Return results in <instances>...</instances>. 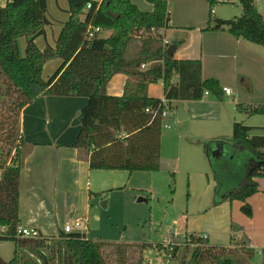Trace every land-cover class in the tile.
Segmentation results:
<instances>
[{
	"label": "trees",
	"instance_id": "16d2710c",
	"mask_svg": "<svg viewBox=\"0 0 264 264\" xmlns=\"http://www.w3.org/2000/svg\"><path fill=\"white\" fill-rule=\"evenodd\" d=\"M146 1L153 6L151 12L140 11L130 0H100L99 3L68 0L69 17L63 23L55 47L47 46L44 50L36 46L34 39L43 35L45 26L50 24L46 0H10L0 6V228L5 229L0 233V240L15 244L8 264H31L32 260L19 250L24 247L42 264H48L50 259L43 249L53 240H57L54 251L57 264H143V243L93 240L77 231H60L57 236L41 235L38 239L20 238L15 234L20 225L19 182L25 156L19 114L25 105L41 95L85 97L87 102L81 110L80 128L72 146L88 152L90 168L157 172L162 167L161 126L174 114L161 116L162 99L149 97L148 86L162 81L163 99L170 111L174 101H196L208 93L217 96L223 93L217 79H202L200 60H180L168 55L163 36L155 32L168 26V3L166 0ZM207 1L211 8L218 3L217 0ZM239 2V16L223 20L221 24H211L210 19L206 30L226 28L234 36L264 47L263 16L254 0ZM87 3L91 7L85 11ZM84 12L85 17L81 19ZM89 25L109 30L110 34L88 40L85 32ZM23 36L26 47L24 55L20 56L17 39ZM134 41L138 43V50L130 58L127 57L128 47ZM55 58H59L61 64L43 79L44 64ZM117 73L126 76L123 92L120 96L109 95L106 85ZM236 108L240 113L264 117V104H238ZM250 130V126L233 122L230 142L249 152L242 185L220 195V184L216 182L212 201L213 205L224 200L241 201V211L247 216L252 211L246 200L258 192L255 179L264 178V135H250ZM216 144L220 147L219 156L214 152ZM210 145H214L212 149ZM228 147L222 141L205 143L203 148L209 164L225 157ZM231 227L242 230L233 224ZM187 238L195 245L192 259L196 263L208 260L209 264H234L231 258L224 256L226 248L209 246L207 239L200 237ZM178 249V245L171 247L170 254L176 256ZM245 252L249 257L255 255L252 249L246 248ZM256 255L260 258L259 264H264V249Z\"/></svg>",
	"mask_w": 264,
	"mask_h": 264
},
{
	"label": "crops",
	"instance_id": "0c3cea01",
	"mask_svg": "<svg viewBox=\"0 0 264 264\" xmlns=\"http://www.w3.org/2000/svg\"><path fill=\"white\" fill-rule=\"evenodd\" d=\"M8 1L10 0H0V6H4ZM166 1L169 22L163 30V36L170 44L178 43L174 58L200 60L202 79L215 78L221 88L227 87L231 90V95H225L224 92L220 96L208 93L196 101H174L171 112L175 115L178 105L182 104L185 119H190L203 127L214 128V134H210L209 139L222 141L234 150L238 148L230 142V135L227 136L234 121L239 120L238 122L250 126V135H264L262 115L240 113L236 108L238 104L243 106L264 104V47L236 37L226 28L206 30L210 19L211 24L218 20L234 19H225L214 14L207 0ZM130 2L143 12H151L153 9L152 4L146 0ZM254 4L264 18V10L260 6L264 4V0H254ZM46 6L50 24L45 26L43 35L34 39L40 50L47 46L55 47L63 23L69 17L68 0H52V6L50 0H46ZM57 8L61 11L64 9L67 18H63L62 13L57 12ZM80 17L83 19L85 12ZM54 22L59 25L52 29ZM103 32L104 30L99 36ZM48 36L50 39H47ZM60 64L59 58L47 61L42 69V78L46 80ZM159 81L161 89L157 92L151 91L150 87L153 84L148 86L149 97L163 99L162 81ZM125 82L124 74L113 75L106 85L107 94L120 96ZM86 102L87 99L82 96L41 95L20 111L19 130L25 151L19 182L20 226L35 228L42 236L50 237L57 236L65 225L75 227V223L78 222L79 227L73 231L83 233L89 239L119 241L117 236L98 234L109 229L112 195L125 192L127 189L124 188L127 186L137 189L142 183L151 182L150 174L153 172L129 173L122 169L90 168L88 152L72 146L80 128L81 110ZM160 144L161 157V138ZM203 152L205 162L209 163L204 150ZM215 154L219 156V151H215ZM203 165L204 161L201 158H185V172L190 187H202L206 182L205 178L210 177V174L204 171ZM255 180L258 192L246 200L251 207L250 216L241 211L242 202L238 200H224L213 205L216 181L214 177L212 185L207 181L204 193L208 190L210 197L208 193L204 206L208 207L207 209L223 208L222 210L227 213L224 217L228 216L230 221L235 219L232 220V224L242 229L229 230V234L232 231L235 233L233 238L229 236L228 244H223L226 237H219L212 229H204L203 234H206L207 241L211 242L207 245L228 248L232 247L234 238L243 237L242 246L252 249L255 255L264 249V178ZM139 199L144 200L141 197ZM108 233L111 234L110 231ZM90 234L93 237H89ZM125 242L136 243L131 239Z\"/></svg>",
	"mask_w": 264,
	"mask_h": 264
},
{
	"label": "rangeland",
	"instance_id": "374dc122",
	"mask_svg": "<svg viewBox=\"0 0 264 264\" xmlns=\"http://www.w3.org/2000/svg\"><path fill=\"white\" fill-rule=\"evenodd\" d=\"M50 6H52V0H50ZM260 6L264 10V4ZM212 8L214 14L223 16L225 19L234 18L241 13L239 0H230L227 3L218 2ZM57 12L62 13L63 18H67V12L64 9L61 11L57 8ZM57 25L59 24L54 22L52 29H55ZM109 34V30H104L100 36L106 37ZM47 39L50 37L48 36ZM163 39H165L164 36ZM17 46L19 55L23 56L26 37H19ZM137 46L135 41L129 44L127 57H133L137 54ZM159 82L151 85V91L157 92L161 89ZM171 117L164 120L161 126V169L150 174V184L147 181L148 183H142L137 189L127 186L124 188L127 189L125 192L112 195L109 229L98 234L117 236L119 241L131 239L132 242L145 244L143 264H209L208 260L196 263L192 259L195 245L187 237H199L203 234V230L208 228L212 229L219 237H226L223 244H228L230 242L229 236L233 238L235 233L232 231L229 234V230L232 229V220L235 219L230 221L228 216L225 218L224 214L227 213L222 210L223 208L219 210L216 207L210 208V210L204 206L208 193V197H210L208 190L204 193L206 183L210 181L212 185L214 177L215 181L220 184L218 187L220 195L224 191L230 192L240 188L244 179L246 164H248L249 152L245 149L234 150L228 147L225 157L209 164L204 160L203 144L211 141L208 136L214 134L215 129L208 126L203 127L190 119L178 120L177 114ZM166 124L169 125V128ZM229 135L231 138L232 130L227 132V136ZM213 146L210 145V149ZM231 155L234 157L231 158ZM188 157L201 158L204 161L203 168L210 174V179L206 177V182L203 183L202 187L189 186L185 172V158ZM182 174L184 175L182 176ZM140 197L144 200L139 201ZM91 236L90 234L89 237ZM207 243L211 244L210 241ZM243 244V237L234 238L232 247L225 249L224 256L231 258L234 264H259V256L249 257L245 252L246 248L242 246ZM56 245L57 240H53L49 242V247L43 249L48 260L50 259L48 264L58 263L54 252ZM175 245H178L179 249L176 256H172L169 249ZM186 245L187 248H184ZM14 248L13 241L0 240V257L8 262L14 255ZM19 250L22 251L21 254H25L27 258L32 260L31 264H42L27 247L19 248Z\"/></svg>",
	"mask_w": 264,
	"mask_h": 264
},
{
	"label": "built area",
	"instance_id": "2783aa9c",
	"mask_svg": "<svg viewBox=\"0 0 264 264\" xmlns=\"http://www.w3.org/2000/svg\"><path fill=\"white\" fill-rule=\"evenodd\" d=\"M217 2L227 3V2H230V0H217ZM90 7H91V4L87 3L85 9H89ZM211 11L213 12V9ZM163 30H164V28L158 29L156 31L153 30V31H155V32H157L159 34L162 33L161 35L163 36ZM101 31H102V29L100 27H95V26L89 25L88 28L86 29V32H85V38L89 40V39L99 35V33ZM162 41H163L164 49L167 51V47L170 45V43H169V41L166 38L163 39ZM141 67L143 68L144 65H142ZM222 91L224 92L225 95H231V90L229 88H227V87H223ZM162 104H163V111L161 113V116L162 117L170 116L171 115V111L168 109L167 101L162 99ZM167 127H169V125H167ZM79 225L80 224L78 222L75 223V227L73 225H70V224L69 225H65L63 227L62 231L65 232V233H69V232L73 231L74 228H78ZM4 232H5L4 227L0 228V233H4ZM15 235L17 237H20V238H30V239H38L41 236L40 232L37 229L22 227L20 225L17 227ZM199 237L201 239H206L207 235L206 234H202Z\"/></svg>",
	"mask_w": 264,
	"mask_h": 264
},
{
	"label": "water",
	"instance_id": "95a60500",
	"mask_svg": "<svg viewBox=\"0 0 264 264\" xmlns=\"http://www.w3.org/2000/svg\"><path fill=\"white\" fill-rule=\"evenodd\" d=\"M110 15H112L113 17L117 18V15L116 14H113V13H110ZM218 23H222V21L218 20L217 21ZM231 23L233 24L234 21H231ZM176 47H177V44H170L168 47H167V53L169 56H173L174 54V51L176 50ZM176 114H177V118L178 120H183L186 118V115L184 113V110H183V106L182 104H179L178 107H177V111H176ZM220 150V147L216 144L215 146V151L218 152ZM214 151V152H215ZM139 201H141V199H139ZM0 264H8V262L4 261L1 257H0Z\"/></svg>",
	"mask_w": 264,
	"mask_h": 264
}]
</instances>
